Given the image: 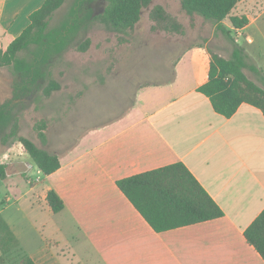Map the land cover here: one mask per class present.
Wrapping results in <instances>:
<instances>
[{"label": "crops", "instance_id": "0c3cea01", "mask_svg": "<svg viewBox=\"0 0 264 264\" xmlns=\"http://www.w3.org/2000/svg\"><path fill=\"white\" fill-rule=\"evenodd\" d=\"M44 2L0 0L1 49L24 31ZM238 4L243 10L236 15H247L250 22L235 28L241 35L237 43L256 61H248L247 68L254 65L264 74V0ZM209 44L185 46L169 61L171 72L162 82L137 89L122 117L90 129L72 146L61 143V151L47 148L59 154L61 167L49 175L38 170L36 185L27 183L22 169H7L0 192L8 191L10 204V190L23 184L17 206L42 231L25 245L22 228L5 219L36 264H264L245 237L264 210V112L242 103L226 117L197 90L209 79ZM12 148L6 151L8 167L23 158H12ZM176 162L188 167L224 215L157 232L117 181ZM50 189L64 201L58 213L48 204Z\"/></svg>", "mask_w": 264, "mask_h": 264}, {"label": "rangeland", "instance_id": "374dc122", "mask_svg": "<svg viewBox=\"0 0 264 264\" xmlns=\"http://www.w3.org/2000/svg\"><path fill=\"white\" fill-rule=\"evenodd\" d=\"M107 5V0H66L50 17L48 30L63 31L67 35V43L46 64L45 76L29 96L12 100L17 74L12 67H0V104L11 103L14 117L19 120L20 134L41 147L61 151L64 148L61 143L65 148L72 146L90 129L125 115L135 102L137 89L143 84L162 82V77L171 72L169 61L185 46L210 40V49L218 52L216 49L222 48L231 57L235 43L241 39L229 16L223 23L230 30L232 39L218 29L214 21L201 14L189 15L182 8L181 0H152L148 7L142 9L140 20L128 30H118L103 19ZM155 5L164 7L166 13L181 25L182 32L175 31L171 24L155 21L150 15ZM242 10L238 4L231 15L240 14ZM87 38L90 44L82 51L78 45ZM36 48L33 44L19 56L32 60L37 54ZM246 52L249 55L247 49ZM248 61L256 62L254 58ZM245 70L251 80L264 86L261 73L247 67ZM51 80L57 81L60 88L46 95L44 87ZM40 120L47 124L46 142L35 130V124ZM11 147L12 158H23L17 159L21 162L10 163L9 172L22 169L27 183L36 185L39 169L17 139L7 147L0 143V164L11 160L6 154ZM24 191L23 184L18 189H11L9 204V193L3 189L0 208H5L3 216L6 219L22 228L26 245L32 235L37 238L42 230L39 226L38 229L33 228L28 221L27 210L17 206L16 197ZM19 260L18 255L7 256L0 250V264H19Z\"/></svg>", "mask_w": 264, "mask_h": 264}, {"label": "trees", "instance_id": "16d2710c", "mask_svg": "<svg viewBox=\"0 0 264 264\" xmlns=\"http://www.w3.org/2000/svg\"><path fill=\"white\" fill-rule=\"evenodd\" d=\"M107 1L108 5L102 17L118 30L132 29L140 20L142 9L152 2V0ZM240 1L181 0V4L189 15L201 14L214 21L218 29L223 30L232 39L230 30L223 23L225 18L229 16L234 28H243L250 22L247 15H231ZM65 2L66 0H45L43 5L30 15L31 23L24 31L5 50L0 48V67H12L18 77L12 100L25 98L39 87L40 79L45 76L46 64L66 45L67 35L63 31L48 30L50 17ZM150 15L155 21L171 24L175 31L182 32L181 25L174 21L161 5H155ZM33 44L37 47L35 51L37 54L32 60L19 56L20 52L29 50ZM89 44L90 39L87 38L78 45V48L85 51ZM209 53L211 54L209 79L197 90L210 98L215 111L231 117L242 103H250L264 112V86L255 83L244 71L249 66L245 47L236 43L230 58L212 49H209ZM251 68L261 73L264 81L262 71L254 65ZM59 88L60 84L51 80L44 87V93L49 95ZM10 104L9 102L0 104V143L7 147L17 139L25 148L32 163L44 175L58 170L61 167L59 154L50 152L34 140L20 134L19 120L14 117V109ZM46 128L45 120L35 124V130L43 142L47 140ZM7 169L6 163L0 164L1 179L7 177ZM117 184L157 232L224 215L220 205L182 162L121 178ZM47 201L54 213L65 208L63 199L53 189L48 190ZM245 237L264 258V210L245 230ZM0 250L7 256L18 255L19 264H36L31 256L25 253L20 239L1 213Z\"/></svg>", "mask_w": 264, "mask_h": 264}, {"label": "water", "instance_id": "95a60500", "mask_svg": "<svg viewBox=\"0 0 264 264\" xmlns=\"http://www.w3.org/2000/svg\"><path fill=\"white\" fill-rule=\"evenodd\" d=\"M20 100V99H19Z\"/></svg>", "mask_w": 264, "mask_h": 264}]
</instances>
